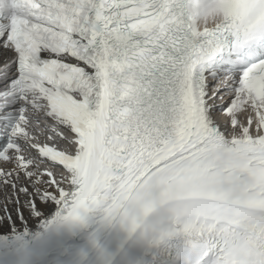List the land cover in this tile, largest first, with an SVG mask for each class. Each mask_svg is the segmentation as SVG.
Wrapping results in <instances>:
<instances>
[{"label":"snow or ice","instance_id":"obj_1","mask_svg":"<svg viewBox=\"0 0 264 264\" xmlns=\"http://www.w3.org/2000/svg\"><path fill=\"white\" fill-rule=\"evenodd\" d=\"M69 198L264 264V0H0L2 227Z\"/></svg>","mask_w":264,"mask_h":264},{"label":"bare ground","instance_id":"obj_2","mask_svg":"<svg viewBox=\"0 0 264 264\" xmlns=\"http://www.w3.org/2000/svg\"><path fill=\"white\" fill-rule=\"evenodd\" d=\"M52 204L53 202H50L47 207L40 212L33 211L27 220H21L18 224H12V222L9 220L7 228L2 227L4 223V218H0V233L9 232L11 229H18L19 226H27L34 223L45 215V213L52 206Z\"/></svg>","mask_w":264,"mask_h":264}]
</instances>
